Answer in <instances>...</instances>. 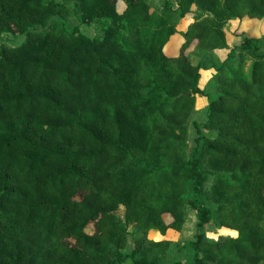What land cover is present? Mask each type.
Masks as SVG:
<instances>
[{"label": "trees", "instance_id": "trees-1", "mask_svg": "<svg viewBox=\"0 0 264 264\" xmlns=\"http://www.w3.org/2000/svg\"><path fill=\"white\" fill-rule=\"evenodd\" d=\"M174 1L0 0V264H185L147 234L180 231L187 202L186 264H264V34L227 38L264 0Z\"/></svg>", "mask_w": 264, "mask_h": 264}, {"label": "rangeland", "instance_id": "rangeland-1", "mask_svg": "<svg viewBox=\"0 0 264 264\" xmlns=\"http://www.w3.org/2000/svg\"><path fill=\"white\" fill-rule=\"evenodd\" d=\"M149 3L152 5L154 9H160L161 4L165 0H148ZM173 4H175L174 0H171ZM124 4L123 2H119L118 9H123ZM192 20L190 15L181 18L177 23L178 32L173 35L169 42L167 43L165 50L169 54H176L178 48L183 40L181 35V31L186 29L188 23ZM80 29L83 33L94 36L97 33V28L94 24H82L80 25ZM264 33V19L261 20H254V19H247L244 17L243 19H238L235 21H230L229 23V31L227 33V38L230 44H234L238 37H242L244 34H248L251 36H258ZM23 39L22 36L13 35L11 33H6L2 36V40L10 45H16ZM219 56L223 57L226 53L225 49H219L216 51ZM194 59V58H192ZM211 70H201V77L199 80L200 87L204 90L206 94H199L196 96L195 102V110L192 116V120H196L198 122H203L206 118V108L208 106L209 98L214 94V82L211 77ZM205 131V130H204ZM206 132V131H205ZM211 134V133H207ZM195 136V130L192 125L189 126V145H193V138ZM185 199L186 201L192 200L193 195L190 191V185L185 192ZM185 222L180 231L168 229L164 234H161L158 230L155 231H148V237L152 239H168L172 241V247L167 252V260L171 263L175 259L182 260L185 264L189 262L191 257V245L190 242L194 238V234L196 232V223L197 217L195 215V211L187 202L185 204ZM116 213L123 217L124 208L120 206ZM132 230V229H131ZM232 231V230H231ZM228 229L218 228L213 223H207L204 225V232L207 237L209 238H217L219 236L225 235H235V232H231ZM138 236V234L132 232L131 235L128 236V242L124 251H130L132 248V243L134 238ZM129 261L125 262L124 264H128Z\"/></svg>", "mask_w": 264, "mask_h": 264}, {"label": "crops", "instance_id": "crops-1", "mask_svg": "<svg viewBox=\"0 0 264 264\" xmlns=\"http://www.w3.org/2000/svg\"><path fill=\"white\" fill-rule=\"evenodd\" d=\"M247 19H249V17H246ZM243 19V18H242ZM262 19H264V18H262ZM235 20H238V19H235ZM235 20H231V21H235ZM264 34V33H263ZM240 37H238L237 38V40H236V42L234 43V44H237V43H239L240 42ZM211 72H213V70H211ZM207 109V108H206ZM205 114H206V112H205ZM223 229H227V228H224L223 227ZM151 231H155L154 229H151ZM233 231V230H232ZM235 232V231H234Z\"/></svg>", "mask_w": 264, "mask_h": 264}]
</instances>
